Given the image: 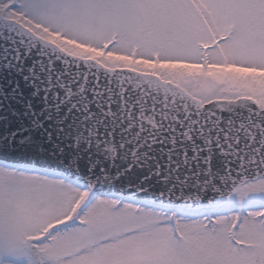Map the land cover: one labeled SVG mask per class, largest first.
<instances>
[{
	"label": "rangeland",
	"instance_id": "374dc122",
	"mask_svg": "<svg viewBox=\"0 0 264 264\" xmlns=\"http://www.w3.org/2000/svg\"><path fill=\"white\" fill-rule=\"evenodd\" d=\"M98 2L0 0V10L73 55L157 74L206 102L246 96L264 107V0ZM183 27L191 44L173 32ZM262 207L264 179L212 214L176 210L181 237L171 239V221L155 209L89 200L65 181L0 166V264H260Z\"/></svg>",
	"mask_w": 264,
	"mask_h": 264
},
{
	"label": "water",
	"instance_id": "95a60500",
	"mask_svg": "<svg viewBox=\"0 0 264 264\" xmlns=\"http://www.w3.org/2000/svg\"><path fill=\"white\" fill-rule=\"evenodd\" d=\"M9 45L15 51L26 47L38 53L44 58L42 64L50 65L61 80L62 85L54 77L48 80L62 92L49 102L42 113L47 115L48 110L55 109L59 113H50L58 116L41 118L40 121L44 124L36 130L44 134L45 145H55L50 132L57 122L65 121L68 127L76 129L80 126L101 129L116 125L130 107L139 110L136 113L140 116L138 122L145 126L143 133L145 134L146 129L154 131L150 144L159 153L147 146L140 153L138 163L127 164L117 161L115 155L104 157L114 166L113 177L121 183L138 187L134 188L138 197L165 200L169 204L198 210L219 206L242 184L264 177V111L260 112L254 102H217L214 103L219 106L217 111H205L179 87L163 83L151 75L130 70L113 71L94 61L71 58L57 47L36 38L19 24L4 21L0 17V54ZM66 76L79 79L77 81L83 84L66 88ZM13 88L14 86L9 88L8 84L4 88L0 87V109L7 117L17 114L18 106L27 98ZM15 96L19 97L14 98ZM71 99L75 101L73 107L69 103ZM27 110L30 114V104ZM213 113H216L215 117H212ZM208 114L214 120L234 117L235 122L229 127L217 124L216 130L211 133L214 137H209L210 133L206 131L209 129L208 125L200 120L203 117L210 118ZM114 116L116 117L113 118ZM0 130L7 133L11 146L13 141L25 140L36 151L31 154L0 143V160L32 165L37 162L45 169L63 171L78 179L76 174L59 166L60 162L52 155L53 149L51 152L46 151L42 144L35 141L33 133L25 138L29 134L26 128L22 130L10 127ZM180 131L183 136L190 135L188 141L183 142L182 148L174 153L170 149L171 158L168 157L167 161L162 158L161 165L155 167L157 163L153 164L151 168L155 167V171L146 170L144 173L141 166H150L156 158H160V152L165 151L167 146L176 144V136H179ZM191 131L194 133L191 134ZM140 137L138 135L136 141ZM195 138H201V142ZM33 144L41 148L32 146ZM164 161L166 164H163ZM66 162L69 163L68 160ZM91 185L100 195L112 192L125 195L122 191H132L124 188L122 191L113 190L102 184Z\"/></svg>",
	"mask_w": 264,
	"mask_h": 264
}]
</instances>
